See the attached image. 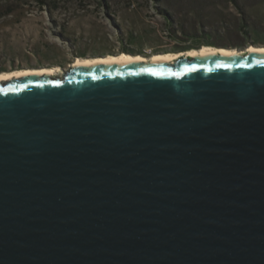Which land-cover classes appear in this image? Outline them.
Here are the masks:
<instances>
[{"label": "water", "instance_id": "obj_1", "mask_svg": "<svg viewBox=\"0 0 264 264\" xmlns=\"http://www.w3.org/2000/svg\"><path fill=\"white\" fill-rule=\"evenodd\" d=\"M0 264H264V50L0 74Z\"/></svg>", "mask_w": 264, "mask_h": 264}, {"label": "rangeland", "instance_id": "obj_2", "mask_svg": "<svg viewBox=\"0 0 264 264\" xmlns=\"http://www.w3.org/2000/svg\"><path fill=\"white\" fill-rule=\"evenodd\" d=\"M45 2L0 0V71L62 72L76 58L121 50L149 57L211 41L264 43V0Z\"/></svg>", "mask_w": 264, "mask_h": 264}, {"label": "bare ground", "instance_id": "obj_3", "mask_svg": "<svg viewBox=\"0 0 264 264\" xmlns=\"http://www.w3.org/2000/svg\"><path fill=\"white\" fill-rule=\"evenodd\" d=\"M247 48L250 49V51H253L254 49L258 50H264V46H253V45H249L246 48H244L243 50H238L236 48H223V47H214V46H201L198 49H190L187 50L185 52H168V53H158V54H152L149 57L143 56V55H139V54H135V55H131L128 53H117V54H107L104 56H98V57H82V58H76L74 59L70 65H78V64H93V63H101V62H122V61H129L134 57H138L139 59H145L146 60H153V59H157L158 57L160 59H171V58H179L180 56H194V55H204V54H209V53H213V54H226V53H238V52H244ZM31 71H33V73L39 72L41 74H43L44 72L50 74L52 73V75H58V73L60 72L59 67H45V68H29V69H16V70H11V71H4V72H0V74L2 75H9L11 73H15V74H20L25 72L26 74L31 73Z\"/></svg>", "mask_w": 264, "mask_h": 264}, {"label": "flooded vegetation", "instance_id": "obj_4", "mask_svg": "<svg viewBox=\"0 0 264 264\" xmlns=\"http://www.w3.org/2000/svg\"><path fill=\"white\" fill-rule=\"evenodd\" d=\"M206 44H209L211 46H214V47H217V46H220V47H223V48H237V49H241V48H245L249 45H253V46H264V43L260 44V43H248V42H242L240 44H233V45H230V44H216V42H208Z\"/></svg>", "mask_w": 264, "mask_h": 264}, {"label": "trees", "instance_id": "obj_5", "mask_svg": "<svg viewBox=\"0 0 264 264\" xmlns=\"http://www.w3.org/2000/svg\"><path fill=\"white\" fill-rule=\"evenodd\" d=\"M35 1H37V2H41V3H44V5L46 4V2H45V0H35ZM233 2H234V0H232ZM43 6V5H42ZM201 46H211V45H209V44H197V45H195V46H189V47H187V48H184V49H181V50H174V51H172V52H176V51H185V50H190V49H198L199 47H201ZM120 53H130V52H128V51H125V50H121L120 51ZM133 55H135V54H141V52L140 53H132ZM79 57H82V56H79ZM0 72H4L3 70H1Z\"/></svg>", "mask_w": 264, "mask_h": 264}]
</instances>
